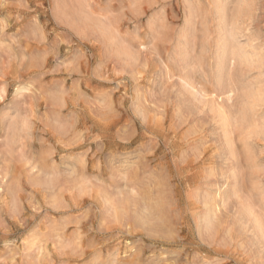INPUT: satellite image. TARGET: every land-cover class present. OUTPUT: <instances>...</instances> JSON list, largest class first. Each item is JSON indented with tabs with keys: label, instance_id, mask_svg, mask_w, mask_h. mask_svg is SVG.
Listing matches in <instances>:
<instances>
[{
	"label": "rangeland",
	"instance_id": "374dc122",
	"mask_svg": "<svg viewBox=\"0 0 264 264\" xmlns=\"http://www.w3.org/2000/svg\"><path fill=\"white\" fill-rule=\"evenodd\" d=\"M0 264H264V0H0Z\"/></svg>",
	"mask_w": 264,
	"mask_h": 264
},
{
	"label": "bare ground",
	"instance_id": "6f19581e",
	"mask_svg": "<svg viewBox=\"0 0 264 264\" xmlns=\"http://www.w3.org/2000/svg\"><path fill=\"white\" fill-rule=\"evenodd\" d=\"M224 11V10H223ZM220 13H221V11H220ZM222 15H225V13L224 12H222ZM222 17H224V16H222ZM224 19V18H223ZM226 44V43H225ZM226 47V46H225ZM250 48V47H249ZM224 49V48H223ZM226 51V50H225ZM225 51H224V53H225ZM238 51V50H237ZM222 52H223V50H222ZM236 52V51H235ZM222 53L223 55H225V54H227V53ZM241 53V52H240ZM244 53V52H243ZM222 54H220V56H223ZM256 54V53H255ZM254 55V54H253ZM224 57H226V59L224 58V60H222V62H221V66H220V69L219 70H221V69H223L224 67H225V65L226 64H228L230 61H231V59L230 58H227V56H224ZM230 57V56H229ZM255 57V56H254ZM221 59H223V57L221 58ZM221 61V60H220ZM230 66V65H229ZM222 71V70H221ZM224 71V70H223ZM219 73H220V71H219ZM225 73V72H224ZM226 75V74H225ZM187 84V83H186ZM220 190V189H219ZM208 199V198H207ZM208 206V205H207ZM206 206V207H207ZM206 207H204V208H206ZM113 208V207H112ZM211 208V207H210ZM144 209V208H143ZM207 209V208H206ZM116 211H117V213H116ZM205 211V210H204ZM140 212V211H139ZM206 214H204L203 215V218L200 220V222H197V224H199L200 226H199V228H203V230H204V232L205 231H207V233L209 234V232L208 231H210L211 229H213V227L215 226L214 225V223H213V220H214V214H215V212L213 211L212 212V210L210 211L209 209H207L206 210ZM115 217H117L118 218V220L120 219V217H121V215H120V213H119V210L118 209H116L115 208ZM211 213V214H210ZM259 220V219H258ZM260 223V222H259ZM259 228V230L261 229V225L259 224V226H258ZM245 230V229H244ZM250 230V229H249ZM212 232V231H211ZM216 235V234H215ZM262 236V235H261ZM203 238V237H202ZM201 238V239H202Z\"/></svg>",
	"mask_w": 264,
	"mask_h": 264
}]
</instances>
